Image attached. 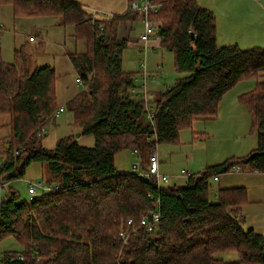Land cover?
<instances>
[{
  "label": "trees",
  "instance_id": "trees-1",
  "mask_svg": "<svg viewBox=\"0 0 264 264\" xmlns=\"http://www.w3.org/2000/svg\"><path fill=\"white\" fill-rule=\"evenodd\" d=\"M126 1L130 6L135 0ZM154 1L159 10L149 17L161 23L160 47L173 54L183 77L155 100L152 122L144 101L131 93L139 71L123 70L129 40L119 35L121 26L143 22V14L128 8L94 20L76 0H0L16 18L61 17L64 27L74 28L76 41H85V53L68 56L86 89L66 109L80 136L95 140L85 147L71 135L54 149L44 148L41 130L60 106L56 71L29 69L25 58L19 68L5 62L0 50V116H9L11 129L0 181L23 179L31 164L40 163L52 177L47 183L56 186L30 202L9 189L0 203V243L14 238L23 251L0 253V264H264V236L244 227L247 189H220L217 200L210 199L211 180L235 165L264 174V49L219 47L216 17L197 0ZM248 80H256V87L239 102L258 144L247 156L188 175L180 187L118 171V153L132 150L144 162L157 145L177 143L195 121L215 119L224 96ZM157 207L158 230L147 235L140 220ZM222 254L239 260L227 262Z\"/></svg>",
  "mask_w": 264,
  "mask_h": 264
},
{
  "label": "rangeland",
  "instance_id": "rangeland-1",
  "mask_svg": "<svg viewBox=\"0 0 264 264\" xmlns=\"http://www.w3.org/2000/svg\"><path fill=\"white\" fill-rule=\"evenodd\" d=\"M76 1L81 3L88 13H91L92 9L109 14L122 13L127 7L126 0ZM197 2L201 7L210 9L216 17L219 47L238 45L242 50L264 49V0H197ZM62 22V18L58 16L16 18L10 5L0 6V50L3 60L21 68L25 58L29 69L42 66L55 69L59 105L83 90L77 82L79 73L68 55L86 52L85 41H76L74 28L64 27ZM141 31V24L136 25L135 31L130 35L126 34L125 29L122 31V35L129 36V47L123 55V70L126 72H137L139 62L144 60V53L141 52L142 43L138 41ZM157 39L156 36L152 38ZM147 61L150 72H157L159 65L162 68V75L157 80L158 85H151L152 91L158 97L167 87L183 77L176 71L173 54L160 46L149 47ZM259 80H264V72L259 75ZM255 87L256 80L239 83L224 96V101L222 100L224 105L221 109L219 107L215 119H201L195 121L190 128L182 129L177 143L157 145L155 153L151 156L154 154L158 156L160 174L168 178L167 182H162L163 187L184 186L188 175L204 173L210 167L243 158L257 147L258 135L252 129L249 113L239 102L241 95ZM9 121V116H0V164L9 147L11 134ZM71 123L72 115L67 109L58 119L48 123L47 134L44 135L42 142L44 148L54 149L61 139L71 135L75 136L80 145L93 147L94 137L92 135L78 137L80 132L73 128ZM148 161L149 158L142 164L141 155L132 150H124L115 158L118 171L125 174L137 173L135 165H139L144 173L148 169ZM243 170L241 173L220 175L218 181L212 179L211 201L217 200L220 189L257 187L260 184L264 186V175L252 174L246 167H243ZM49 177L46 166L33 163L27 168L25 177L7 184V189L17 192L22 201L30 202L29 182L34 180L47 182ZM5 196L6 193H3L2 198ZM253 199L263 202V206L264 192L261 196L254 192ZM22 251L23 248L14 238L0 243V253ZM218 257L227 262L239 259L236 254H222Z\"/></svg>",
  "mask_w": 264,
  "mask_h": 264
},
{
  "label": "built area",
  "instance_id": "built-area-1",
  "mask_svg": "<svg viewBox=\"0 0 264 264\" xmlns=\"http://www.w3.org/2000/svg\"><path fill=\"white\" fill-rule=\"evenodd\" d=\"M130 11L138 12L143 14L145 19L143 21L144 28L141 31L138 41L142 43L141 52L144 53V60L139 62V73L135 77V86L131 89V93L138 99L144 101L146 106V113L150 121L153 122L155 117L154 111V102L158 99V96L155 92L152 91L151 85L157 83V80L162 75V68L158 66L157 72H150L148 69V61L146 56V51L148 50V43L153 37H157L159 29L161 27V23L153 22L150 19V15L156 14L159 10V5L154 0H135L131 2ZM91 16L93 19H106L113 16V14H109L99 9H92ZM31 40H33L31 38ZM77 82L82 86V89H86V85L81 78L77 79ZM66 111V106H60L58 110L54 113L53 119H58L64 112ZM47 126L46 125L42 130L40 135L44 136L47 134ZM136 154H138L136 152ZM137 173L143 176L148 182H156L158 186H162V182H167L168 178L166 176H162L160 174V162L159 158L156 154L149 157V167L147 171L142 173L141 167L139 165L134 166ZM243 170V166L235 165L233 166L227 173H241ZM258 173V172H255ZM215 181L219 180V176L215 175L213 178ZM8 185L0 181V203L5 199V197L9 194V190L7 189ZM54 189H56L55 185L48 184L45 181L34 180L29 182V195L31 196V201L40 196H47ZM3 193H6V196L3 197ZM161 220V214L159 211V207L156 210L149 212L145 216H143L140 220L139 227L147 234L153 235L157 232L159 224ZM133 228L135 224L133 222L129 223ZM121 237L124 240L128 239V232L122 231Z\"/></svg>",
  "mask_w": 264,
  "mask_h": 264
},
{
  "label": "crops",
  "instance_id": "crops-1",
  "mask_svg": "<svg viewBox=\"0 0 264 264\" xmlns=\"http://www.w3.org/2000/svg\"><path fill=\"white\" fill-rule=\"evenodd\" d=\"M128 8H129V5L127 4L126 9L122 13H114V14H123L126 12V10ZM205 9H207V8H205ZM208 10H210V9H208ZM139 24H141V27L143 30L144 25H143V22H141V21L136 22V23H128L126 25L121 26L120 31H119L120 37L128 39L129 36L122 35L123 29H125L126 34L130 35L131 33H133L135 31L136 25H139ZM156 46H160V40L159 39H157V40L151 39L150 42L148 43V49H149V47L155 48ZM146 52H147L146 53V56H147L148 50ZM159 66H161V65H159ZM148 69H149V67H148ZM154 85H158V82L154 83ZM76 95H77V93L75 95L71 96L66 102L61 103L60 106H63V105L66 106L67 102H69L71 99H73ZM223 101H224V99H223ZM223 101L220 104V109H221L222 105H224ZM143 163L144 162L142 161V164ZM148 167H149V161H148L147 168ZM250 173L255 174V175H264V174H259V173H255V172H250ZM244 188H246L248 191V203L242 209V217L244 219V227H245V229H253L258 234H261L264 236V209H263L264 205L262 206L263 202L253 199V193L254 192L257 193V195H260V196L263 195L264 186L260 184L257 187L246 186ZM230 262H233V261H230Z\"/></svg>",
  "mask_w": 264,
  "mask_h": 264
},
{
  "label": "water",
  "instance_id": "water-1",
  "mask_svg": "<svg viewBox=\"0 0 264 264\" xmlns=\"http://www.w3.org/2000/svg\"><path fill=\"white\" fill-rule=\"evenodd\" d=\"M192 36H194V35H192ZM78 137H80V134H78Z\"/></svg>",
  "mask_w": 264,
  "mask_h": 264
}]
</instances>
